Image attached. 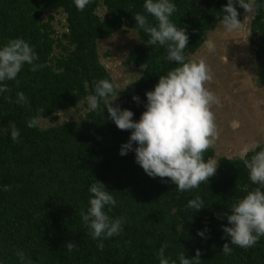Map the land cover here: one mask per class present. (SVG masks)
<instances>
[{
  "label": "trees",
  "instance_id": "obj_1",
  "mask_svg": "<svg viewBox=\"0 0 264 264\" xmlns=\"http://www.w3.org/2000/svg\"><path fill=\"white\" fill-rule=\"evenodd\" d=\"M170 2L178 9L171 21L184 28L189 37L187 61L220 22L228 0ZM256 2L262 7L249 22L248 45L256 81L264 87V0ZM144 3L91 0L81 12L74 0H0V47L21 38L39 57L34 63L44 65L32 72L25 64L17 76L19 85L6 81L11 91L0 93V264H20L17 249L23 250L33 264H159L157 251L164 244L168 245L165 254L176 264L181 251L186 258H193L197 250L201 264H264V237L245 249L231 245L222 230L230 225L221 214L230 215L232 205L258 186L250 181L241 157H218L216 172L207 183L180 192L167 178L145 174L135 162V142L133 150L119 154L131 130L117 129L103 102L102 113L90 109L78 124L69 121L44 129L27 127L39 109H45L43 118L51 117L54 122L56 113L95 94V81L107 79L112 83L99 63L96 42L109 39L121 28L137 36L138 45L127 53L126 64L141 68V73L133 83V94L126 88L112 106L131 111L133 122L139 121L146 110L145 93L154 90L161 75L178 66L162 59L167 55L165 48L148 46L149 35L136 26L134 15L138 13L156 24ZM99 6L105 12L102 19L96 14ZM236 7L241 20L243 9ZM49 8L64 16V32L59 37L50 24L51 15L40 22ZM55 47L61 54L52 59ZM17 92L24 93L29 107L14 103ZM134 96L139 97L138 102ZM9 124L19 129V142L11 139L10 129L4 132ZM262 149L264 142L254 151ZM254 151L243 155L250 158ZM212 155L209 148L205 160ZM95 181L117 200L108 215L126 219L121 235L103 241V251L98 250L80 216L89 207V188ZM5 185L11 190L5 192ZM196 196L205 207L199 211L187 207ZM67 243L77 248L67 252ZM225 243L232 247L231 255L221 251Z\"/></svg>",
  "mask_w": 264,
  "mask_h": 264
},
{
  "label": "clouds",
  "instance_id": "obj_2",
  "mask_svg": "<svg viewBox=\"0 0 264 264\" xmlns=\"http://www.w3.org/2000/svg\"><path fill=\"white\" fill-rule=\"evenodd\" d=\"M91 3V0H74L78 11L83 12ZM244 9L248 15L243 22L238 19L237 7ZM262 5L256 0H228L223 8V16L220 23L223 28L231 33L242 30L246 22H250L259 14ZM146 13L151 15L156 24L149 23L144 14L134 15L136 26L147 33L150 39L148 46H159L166 49V59L175 62L165 75H161L154 90L145 93L147 104L138 122H133V113L129 110H121L119 106L113 107V102L118 98L115 85L107 79L94 82L95 94L89 95L87 104L89 109L101 112V102L107 108L109 118L121 131L131 130L128 143L122 145L120 155L124 156L134 149L135 162L143 169L146 175L162 180L167 178L176 185L180 192L196 189L201 183H207L214 176L218 163L215 159L205 160L204 153L212 147L219 138V129L212 106L219 105L218 97L205 85L212 81L211 68L204 58L199 60H187L185 49L189 37L184 28H178L170 17L178 11L176 5L170 0H145L143 5ZM208 50L213 51L214 45L208 43ZM39 57L28 42L21 38L9 40L0 47V93H9L11 89L6 81H16L18 74L25 64L30 65V71L36 72L44 65L34 63ZM110 98V99H109ZM9 103H13L11 97L6 96ZM138 102L139 97H133ZM14 103L29 107V100L23 92L16 93ZM45 109L41 108L37 114L27 122L28 128H36L42 121H46L41 115ZM231 127L235 130L239 127L238 121H232ZM10 129V137L14 142H19L20 131L15 124H9L4 129L7 133ZM258 147L253 143L246 146L244 153L254 151ZM241 160L248 170L249 179L254 185H258L249 191L246 196L232 205L231 214L226 216L230 227L222 230L230 237L231 245L240 248L254 247L261 237H264V149L255 152L250 158L241 156ZM5 192L11 190L10 185L3 187ZM91 198L87 211H81L80 216L88 234L97 241V248L103 251L104 240L119 236L123 232L126 222L124 217L115 219L108 215L116 206L117 200L112 192L105 186L95 181L89 188ZM107 206V211L105 208ZM187 207L196 211L205 208L201 197L189 200ZM203 236V232L197 233ZM150 242V241H149ZM67 252L77 248L74 243L66 244ZM167 244L162 245L157 251L159 264H176L165 254ZM224 255H231L232 247L228 243L222 246ZM201 252L196 251L195 257L186 258L184 252L178 256L179 264H201L199 259ZM15 256L20 264H33L23 250L17 249Z\"/></svg>",
  "mask_w": 264,
  "mask_h": 264
},
{
  "label": "rangeland",
  "instance_id": "obj_3",
  "mask_svg": "<svg viewBox=\"0 0 264 264\" xmlns=\"http://www.w3.org/2000/svg\"><path fill=\"white\" fill-rule=\"evenodd\" d=\"M96 14L102 19L105 16L104 8L99 6ZM51 15L50 22L57 37L64 32V16L59 10L46 9L40 18V22L45 21ZM248 15L243 9L240 22H243ZM248 26L239 31L227 32L222 24L218 22L215 29L209 33L208 37L214 44V50H208V44L198 48L190 60L204 58L212 71V81L207 83V87L219 99V105H213L212 111L216 117V124L219 129V138L210 147L213 152L211 159L218 157H239L244 154L246 146L242 137L250 131L252 144H260L262 140L259 129L263 126L264 118V87L259 85L255 79V70L251 60V47L248 45ZM138 45L137 36L131 30L121 28L117 30L109 39L98 40L96 42V52L99 63L106 70L108 77L115 85L118 96L138 79L141 68L127 65L126 55ZM208 53H207V52ZM61 54L59 48L52 51V59ZM87 100L80 101L76 106L66 111L56 113L57 120L52 121L51 117L44 118L38 126L44 129L52 125H59L64 122L73 121L79 123L85 113L89 111ZM234 115L242 123L232 132L228 131L224 124L229 116ZM226 126V124H225ZM230 128V127H228ZM231 130V128H230ZM237 134L234 139L232 136ZM244 135V136H243ZM235 141V142H234Z\"/></svg>",
  "mask_w": 264,
  "mask_h": 264
},
{
  "label": "crops",
  "instance_id": "obj_4",
  "mask_svg": "<svg viewBox=\"0 0 264 264\" xmlns=\"http://www.w3.org/2000/svg\"><path fill=\"white\" fill-rule=\"evenodd\" d=\"M211 33V32H210ZM209 35V34H208ZM208 35L206 36V38H205V41L203 42V44L199 47V48H202L203 46H204V44H205V42L208 44L209 42L210 43H212L213 44V42H212V40L208 37ZM214 45V44H213ZM206 46V45H205ZM204 46V47H205ZM207 52V51H206ZM208 53V52H207ZM255 79H256V76H255ZM232 121H238L239 122V125L242 123V119L239 121L238 120V118H236L234 115H231V116H229L228 118H227V120H226V126H225V124H224V127L228 130V131H230V132H232V127H231V122ZM228 127H230L231 128V130H230V128H228ZM259 131L261 132V137L263 138V136H264V118H263V126L259 129ZM238 135L237 134H234L232 137L235 139L236 137H237ZM244 136V135H243ZM239 139H241L239 136H238V139H235V140H239ZM241 140H243L244 141V143H249L250 145L252 144V141H251V135H250V131L247 133V134H245V138L244 137H242V139ZM235 142V141H234ZM262 142H264V140H262ZM225 158H228V157H226V156H224ZM239 157H241V156H239ZM233 158H235V157H233Z\"/></svg>",
  "mask_w": 264,
  "mask_h": 264
},
{
  "label": "water",
  "instance_id": "obj_5",
  "mask_svg": "<svg viewBox=\"0 0 264 264\" xmlns=\"http://www.w3.org/2000/svg\"><path fill=\"white\" fill-rule=\"evenodd\" d=\"M133 90H134V86H133V85H129V87H128V92H129L130 94H133Z\"/></svg>",
  "mask_w": 264,
  "mask_h": 264
},
{
  "label": "bare ground",
  "instance_id": "obj_6",
  "mask_svg": "<svg viewBox=\"0 0 264 264\" xmlns=\"http://www.w3.org/2000/svg\"><path fill=\"white\" fill-rule=\"evenodd\" d=\"M205 45H206V42H205Z\"/></svg>",
  "mask_w": 264,
  "mask_h": 264
}]
</instances>
